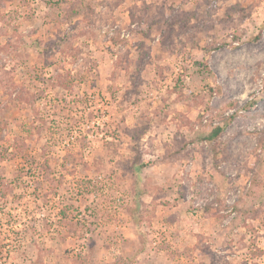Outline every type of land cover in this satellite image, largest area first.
<instances>
[{"label": "rangeland", "instance_id": "rangeland-1", "mask_svg": "<svg viewBox=\"0 0 264 264\" xmlns=\"http://www.w3.org/2000/svg\"><path fill=\"white\" fill-rule=\"evenodd\" d=\"M0 264H264V0H0Z\"/></svg>", "mask_w": 264, "mask_h": 264}, {"label": "trees", "instance_id": "trees-1", "mask_svg": "<svg viewBox=\"0 0 264 264\" xmlns=\"http://www.w3.org/2000/svg\"><path fill=\"white\" fill-rule=\"evenodd\" d=\"M15 71H16V66L13 64L9 70L4 71V77H2V78H3V79L6 78L7 80H12L13 77H14ZM63 78H64V76H63V77L60 76V77H59V80H60V81H63V80H62ZM1 81H2L3 83H5L3 80H1ZM222 129H223L222 126H216V127L213 128V129L210 131V133L207 135V139H208V140H212V139L216 138V137L219 135V133L222 131ZM44 167H46V166H44ZM47 170H48V169H46V173H47ZM46 173H45V174H46ZM63 214L65 215L64 212H63Z\"/></svg>", "mask_w": 264, "mask_h": 264}]
</instances>
